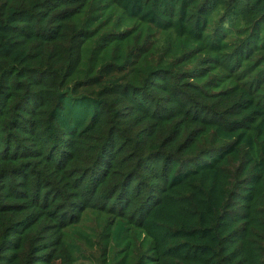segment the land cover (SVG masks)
<instances>
[{
	"label": "trees",
	"instance_id": "trees-1",
	"mask_svg": "<svg viewBox=\"0 0 264 264\" xmlns=\"http://www.w3.org/2000/svg\"><path fill=\"white\" fill-rule=\"evenodd\" d=\"M0 264H264V0H0Z\"/></svg>",
	"mask_w": 264,
	"mask_h": 264
}]
</instances>
